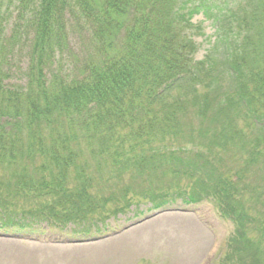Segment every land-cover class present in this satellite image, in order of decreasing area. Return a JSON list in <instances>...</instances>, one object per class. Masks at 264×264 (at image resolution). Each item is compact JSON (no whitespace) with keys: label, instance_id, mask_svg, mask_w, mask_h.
<instances>
[{"label":"trees","instance_id":"obj_1","mask_svg":"<svg viewBox=\"0 0 264 264\" xmlns=\"http://www.w3.org/2000/svg\"><path fill=\"white\" fill-rule=\"evenodd\" d=\"M0 3V40L1 9L13 6L8 48L30 46L25 85L10 82L11 50L0 48L1 227L101 222L142 199L155 209L209 200L233 225L225 261L264 264V0ZM199 15L217 31L201 60ZM80 27L83 76L48 78Z\"/></svg>","mask_w":264,"mask_h":264},{"label":"rangeland","instance_id":"obj_2","mask_svg":"<svg viewBox=\"0 0 264 264\" xmlns=\"http://www.w3.org/2000/svg\"><path fill=\"white\" fill-rule=\"evenodd\" d=\"M4 10L5 6L1 9L4 12L1 21L4 41L0 40V48L3 46L5 50H11L8 54L12 74L10 82L25 85L23 74L26 63L30 61V46L27 41L8 48L14 39L18 18L13 6L9 8L11 14ZM86 23L85 18L83 24ZM192 24L201 25L203 32L195 37L197 52L194 58L201 60L216 43L217 31L214 23L204 20L202 15L195 17ZM29 32L33 34V31ZM80 34L89 41V34L80 27L71 37V50H68L75 52L79 63L67 62L69 52L66 50L62 66L57 64L56 72L47 70L48 78L59 72L65 80L83 76L80 61L87 48L80 46ZM227 158L233 159L231 155ZM227 166L234 167V163L227 160ZM227 166L221 165V168L227 169ZM108 174L104 172V178L115 184L118 172L111 178ZM122 177L126 183L140 187L141 181L129 178L128 173L122 174ZM168 180L177 182L179 179L171 175ZM180 182L189 183L186 179ZM177 200L175 204L159 209L152 208L147 199L134 201L124 213L117 216L109 213L101 222L90 224H49L42 220L41 223L34 221L30 228L0 226V264H228L224 256L226 243L233 232L232 223L221 218L209 200L202 201L201 205H186L181 199ZM24 202V199L18 201L20 207Z\"/></svg>","mask_w":264,"mask_h":264}]
</instances>
